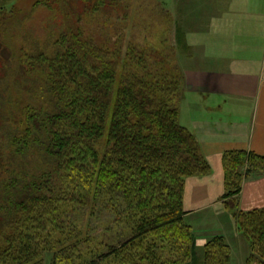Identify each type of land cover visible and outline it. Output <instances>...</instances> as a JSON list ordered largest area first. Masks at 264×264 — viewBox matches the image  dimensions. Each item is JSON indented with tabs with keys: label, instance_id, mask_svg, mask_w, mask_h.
Instances as JSON below:
<instances>
[{
	"label": "trees",
	"instance_id": "16d2710c",
	"mask_svg": "<svg viewBox=\"0 0 264 264\" xmlns=\"http://www.w3.org/2000/svg\"><path fill=\"white\" fill-rule=\"evenodd\" d=\"M130 1L37 0L33 9L51 14L46 36L34 39L24 27L32 13L17 17L16 0H0V89L11 78L33 101L14 122L0 94V264H44L46 253L51 264L195 258L185 182L211 168L179 123V86L148 76L131 52L103 51L80 27L94 14L127 17ZM19 38L8 53L20 75L1 57L3 43ZM223 172L221 201L249 245L246 264H264V209L244 212L238 202L244 181L264 175V157L227 152ZM112 230L114 243L98 249ZM202 251L203 264L230 262L222 237Z\"/></svg>",
	"mask_w": 264,
	"mask_h": 264
},
{
	"label": "crops",
	"instance_id": "0c3cea01",
	"mask_svg": "<svg viewBox=\"0 0 264 264\" xmlns=\"http://www.w3.org/2000/svg\"><path fill=\"white\" fill-rule=\"evenodd\" d=\"M177 1L189 84L179 123L195 135L211 168L209 176L186 180L184 220L196 224L202 218L209 225L197 231L185 221L198 249L222 237L230 248L229 264L235 257L246 264L249 245L221 201L223 155L245 151L264 157V0ZM238 202L244 212L264 209V175L244 181ZM205 214L211 215L201 217Z\"/></svg>",
	"mask_w": 264,
	"mask_h": 264
},
{
	"label": "rangeland",
	"instance_id": "374dc122",
	"mask_svg": "<svg viewBox=\"0 0 264 264\" xmlns=\"http://www.w3.org/2000/svg\"><path fill=\"white\" fill-rule=\"evenodd\" d=\"M36 1L16 0L13 4V12L17 14V17L21 14L32 13L24 27L29 29L27 32H30L29 34L34 39H39L46 36L45 26L51 13L44 7L38 6L33 9ZM178 4L177 0H131L128 2L129 8L126 9L127 17H124L122 11L119 10L109 13V15L94 14L84 18L80 27L83 34L90 37L93 43H96L103 51H109L113 55L131 52L136 59H139L141 67L148 76L160 77L165 75L169 81L174 80L175 85L179 86L180 100L176 101V104L178 103L180 115V105L184 97L187 96L189 84L187 77L188 43H183L186 39V33L181 31L176 23V20L180 18L176 13L178 9L176 5L178 6ZM12 41L14 40L12 39ZM20 43L21 38L15 40V43H3L7 51L3 49L1 53L2 60L9 62L10 65L8 66L12 71L15 69L18 75L20 74L17 70L16 58L9 57L8 52L12 51L10 46L19 47ZM9 79L5 80L6 84L2 85L0 89V94L4 96L1 102L6 105L5 116L17 122L21 119L22 108L31 106L33 101H29L27 93H22L23 91L18 88L12 89L13 83L11 78ZM9 89L14 90V92L11 94ZM4 177L6 176L4 175ZM215 211L206 213L212 214ZM211 214H205L201 217ZM224 215L227 213L221 216ZM215 216L219 222L223 221L220 215ZM191 219L186 218L185 221L197 231L204 230L209 226L202 218L197 219L196 224L192 223ZM102 235L101 242L96 244L98 249H101L100 243L103 244V242L107 243L108 241L114 243L117 233L112 230L108 234ZM202 248H197L195 258L185 260L182 264H203ZM254 260L255 262L258 261L257 259ZM44 264H51V256L48 253L45 255ZM231 264H238L236 257Z\"/></svg>",
	"mask_w": 264,
	"mask_h": 264
}]
</instances>
